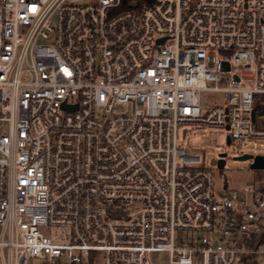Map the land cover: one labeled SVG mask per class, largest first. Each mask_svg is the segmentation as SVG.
Instances as JSON below:
<instances>
[{
    "label": "built area",
    "instance_id": "built-area-1",
    "mask_svg": "<svg viewBox=\"0 0 264 264\" xmlns=\"http://www.w3.org/2000/svg\"><path fill=\"white\" fill-rule=\"evenodd\" d=\"M260 95L264 0H0V264H264V177L179 143Z\"/></svg>",
    "mask_w": 264,
    "mask_h": 264
},
{
    "label": "rangeland",
    "instance_id": "rangeland-1",
    "mask_svg": "<svg viewBox=\"0 0 264 264\" xmlns=\"http://www.w3.org/2000/svg\"><path fill=\"white\" fill-rule=\"evenodd\" d=\"M246 86H252V81H244ZM226 83H220L223 87ZM209 86L216 87L215 82ZM226 96L222 92H204L201 95V104L204 110H211L217 105H224ZM256 107L261 112L264 106V96L256 97ZM257 125L264 130V115H259ZM6 127L0 128V135H7ZM179 143L186 148L202 154L204 164L207 166L217 164L220 155H226V167L220 172L222 183L229 182L231 187H239L256 177H264V170H253L251 164L253 159L239 160L240 156L250 154L253 156H264V138L262 139H238L232 144L227 143L225 130L216 127H191L181 126L179 130Z\"/></svg>",
    "mask_w": 264,
    "mask_h": 264
},
{
    "label": "water",
    "instance_id": "water-1",
    "mask_svg": "<svg viewBox=\"0 0 264 264\" xmlns=\"http://www.w3.org/2000/svg\"><path fill=\"white\" fill-rule=\"evenodd\" d=\"M133 6H135V4H133ZM258 115H264V109L258 113ZM252 117L253 120L255 121L257 118V110L254 109L252 112ZM227 143L230 144L231 140L230 138H228ZM221 159L219 160V167L221 169H224L225 165H226V155L222 154L220 155ZM237 159L239 160H249V159H253V163L251 164V168L253 170H264V156L262 155H258V156H253L250 154H245L243 156L238 157Z\"/></svg>",
    "mask_w": 264,
    "mask_h": 264
},
{
    "label": "trees",
    "instance_id": "trees-1",
    "mask_svg": "<svg viewBox=\"0 0 264 264\" xmlns=\"http://www.w3.org/2000/svg\"><path fill=\"white\" fill-rule=\"evenodd\" d=\"M137 2L138 4H142L143 2H150L151 0H123V8H130L132 2Z\"/></svg>",
    "mask_w": 264,
    "mask_h": 264
}]
</instances>
